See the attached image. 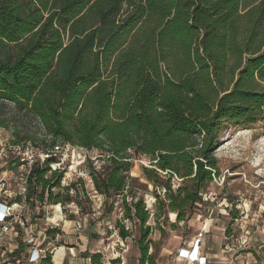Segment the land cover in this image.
<instances>
[{
  "label": "trees",
  "instance_id": "obj_1",
  "mask_svg": "<svg viewBox=\"0 0 264 264\" xmlns=\"http://www.w3.org/2000/svg\"><path fill=\"white\" fill-rule=\"evenodd\" d=\"M5 104L51 138L40 145L14 125L11 147L61 142L101 154L102 166L87 164L95 191L107 201L121 197L125 220L140 228L139 264H157L133 155L150 160L145 180L165 190L153 217L188 222L219 176L224 129L261 125L264 133V0H0ZM2 116L0 128L9 130ZM53 162L34 169L30 197L59 211L88 199L82 179L62 187L64 171H52ZM117 229L130 237L121 223ZM87 258L98 264L101 255ZM39 264H54L51 254Z\"/></svg>",
  "mask_w": 264,
  "mask_h": 264
},
{
  "label": "rangeland",
  "instance_id": "obj_2",
  "mask_svg": "<svg viewBox=\"0 0 264 264\" xmlns=\"http://www.w3.org/2000/svg\"><path fill=\"white\" fill-rule=\"evenodd\" d=\"M0 114L4 119L10 120L12 127L9 130L0 128V169L12 166L18 158V152L11 147L15 139L12 133L14 125L27 132L26 126L36 136L40 145L51 142V138L45 135L42 125L37 120H31L27 126L14 115L11 104L0 106ZM220 141L221 145L215 152L220 169L219 176L212 183L204 186L205 201L198 206L186 223L177 222L174 213L165 214L159 220L153 217L157 213L156 194L163 197L165 190L163 188L155 190L153 185L145 180L143 167L152 168L150 160L146 157H136L131 152L133 155L131 176L138 179L134 191L138 193V197L144 198L147 209L151 212L149 225L154 230L150 236L153 242L150 253L156 256L157 264H187L178 260V253L181 249L187 248L204 227L209 231V240L216 241L219 247L223 241L229 242L224 240V235L227 237V230L230 231V236L246 237L248 239L246 247L237 253L238 256H242L239 262L245 261L247 264L249 261H257L261 264L264 259L260 250L264 242L262 126L228 125L222 132ZM58 144L61 142H57ZM64 149L69 156L60 165V171H64L62 187H68L71 183L82 179L89 196L88 199L83 195L80 196V205L66 204L61 207V211L49 203L43 206L42 215L45 217V222L47 224L55 222L53 219L57 216L58 225L54 228L56 231L54 236H47L43 248L51 254L55 264L58 261L57 253H63V249L67 252L72 248L76 250V260L79 257L87 258L88 255L100 254L98 264H139L141 255L137 245L140 237L138 223L125 220L121 197H112L107 201L105 197L97 194L89 177L88 161L94 162L96 167L102 166L103 163L98 160L101 154L96 150L83 154L85 150L78 147L65 146ZM180 184L181 180L176 177L172 179L174 189ZM129 201H131L130 197ZM236 212L238 222L233 219ZM117 223H121L129 230L130 237L127 240L119 236ZM209 247L208 252L211 255L220 253L214 245ZM79 251L83 252L79 254ZM88 259L86 263L93 264L91 259ZM212 264H223V262L219 258H213Z\"/></svg>",
  "mask_w": 264,
  "mask_h": 264
},
{
  "label": "built area",
  "instance_id": "obj_3",
  "mask_svg": "<svg viewBox=\"0 0 264 264\" xmlns=\"http://www.w3.org/2000/svg\"><path fill=\"white\" fill-rule=\"evenodd\" d=\"M65 146L72 147L70 145L61 144L55 145L50 150L33 147L31 145H28L25 148L14 147V150L18 152V158L12 166L18 168V174H15L13 177V183L17 187V200L12 203L0 202V264H4L5 262L3 258L10 238L13 236L17 238L22 236L21 232L23 233L24 242L33 248V257L31 258L29 264H39L41 259L47 253V251L38 244L35 231L33 230L31 221L28 219L29 203L35 201L34 198L30 197V177L35 168L44 167L46 162H50L53 159L55 162L50 164L52 171L60 170V165L69 156L67 152L65 153ZM86 152L88 151H83V154H86ZM1 173L0 196L8 194L9 184L7 170L2 171ZM205 198L206 195L204 196V201ZM238 221L239 219H235V222ZM203 237L204 231L199 233L196 237V246L200 245ZM228 240L230 241V247L235 249L237 252L244 250L243 248L246 247L248 242V239L246 237L244 238V236L235 237L232 235ZM73 250L74 249H70L72 254ZM260 250H262L264 256V243L262 244ZM180 256L184 257V259L189 258L188 255H182V251L180 252Z\"/></svg>",
  "mask_w": 264,
  "mask_h": 264
},
{
  "label": "crops",
  "instance_id": "obj_4",
  "mask_svg": "<svg viewBox=\"0 0 264 264\" xmlns=\"http://www.w3.org/2000/svg\"><path fill=\"white\" fill-rule=\"evenodd\" d=\"M0 174L1 171H0ZM15 174H18V168L16 167H9L7 169V176L9 180L8 184V194L0 196V202L2 203H12L17 200V187L13 183V177ZM44 205L41 204L38 201H32L29 203V210H28V219L31 221L33 230L35 231L36 237L38 239V244L41 245L43 248L44 243L47 239V230L48 228H56L58 225L56 224V217H54L53 220L55 222L52 223H46L45 217L42 215V209ZM59 220V217L58 219ZM61 220V219H60ZM69 223H72V221H69ZM204 231V237L202 241L200 242L199 246L195 245V240L189 243V246L186 248H183L178 253V260L183 263L187 264H212L213 258H219L223 264H234L236 262L240 261V258L242 256L237 255V251L235 249H232L229 245V240L224 235V240L229 241L228 243H220V247L218 243L216 244V241L209 240L208 236V229L207 227H204L202 229ZM21 232V231H20ZM262 234L264 236V230L262 231ZM20 237H11L10 241L7 244L6 253L4 255V264H29L31 258L33 257V248L28 246L24 242L23 233L21 232ZM41 240V241H40ZM264 243V242H263ZM211 245H214V248L218 251H220L219 254L211 255L208 250H210ZM216 245V246H215ZM218 246V247H217ZM44 249V248H43ZM62 249V248H61ZM73 254L70 252V249L67 250V252L63 249V253L58 254V261L57 264H87L88 258L79 257V259L76 260L77 254L75 248H72ZM214 249V250H215ZM45 250V249H44ZM182 251V255H188V259H184V257L180 256V252ZM83 251H79V254ZM264 258V256H263ZM82 261V262H81ZM54 263V262H53ZM55 264V263H54ZM239 264H245V261L239 262ZM247 264H258L257 261L255 262H247ZM261 264H264V259L262 260Z\"/></svg>",
  "mask_w": 264,
  "mask_h": 264
}]
</instances>
